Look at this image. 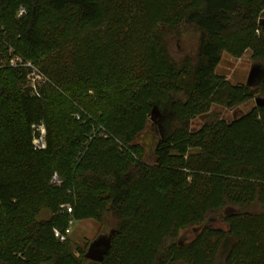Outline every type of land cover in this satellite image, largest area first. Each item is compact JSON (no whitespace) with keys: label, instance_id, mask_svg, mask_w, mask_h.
Returning <instances> with one entry per match:
<instances>
[{"label":"trees","instance_id":"obj_1","mask_svg":"<svg viewBox=\"0 0 264 264\" xmlns=\"http://www.w3.org/2000/svg\"><path fill=\"white\" fill-rule=\"evenodd\" d=\"M263 16L264 0H0V50L49 80L35 95L0 69V264H264V104L211 112L264 97L216 72L225 52L264 64ZM184 31L198 49L176 60ZM82 220L109 238L101 262L55 235Z\"/></svg>","mask_w":264,"mask_h":264},{"label":"rangeland","instance_id":"obj_2","mask_svg":"<svg viewBox=\"0 0 264 264\" xmlns=\"http://www.w3.org/2000/svg\"><path fill=\"white\" fill-rule=\"evenodd\" d=\"M264 18V16H263ZM170 52L174 59L180 60L184 55L195 54L198 49L199 33L193 31H184L180 34H170L168 37ZM257 62V59L253 57V51L247 50L241 57L236 58L228 53H223L221 61L217 65L216 72L218 75L224 77L233 84H246L249 72L252 66ZM255 99H252L236 108L229 109L222 105H213L211 112L216 113L221 118L226 120H232L240 117L243 113L249 110L255 105ZM82 107L81 105H77ZM78 107V108H79ZM85 116L93 122L92 130L96 127V116H91L87 111ZM204 118L197 117L190 123V129L197 130L203 123ZM139 143L144 145H150V134H144L138 139ZM59 176V175H58ZM216 218L210 221L211 225L222 226L219 215H215ZM212 220V219H211ZM198 232L196 228H189L180 232V237L184 240L192 239ZM100 225L94 220H82L75 221L71 224L70 232L68 236L77 245L86 248L90 242L94 241L98 236L104 234Z\"/></svg>","mask_w":264,"mask_h":264},{"label":"built area","instance_id":"obj_3","mask_svg":"<svg viewBox=\"0 0 264 264\" xmlns=\"http://www.w3.org/2000/svg\"><path fill=\"white\" fill-rule=\"evenodd\" d=\"M26 14V9L20 7L17 10V17L20 18ZM5 34V28L0 24V40H2ZM23 68L27 71V84L31 89V92L35 95L40 94V87L47 83L48 78L33 64L30 60H25L22 56L14 53L13 49L0 50V69L4 68ZM79 118L80 115H77ZM37 131V136L33 140V145L36 150H44L47 147L46 144V128L44 124H39L35 126ZM60 178L57 173L53 174L52 182L60 183ZM67 211L71 212L72 209L67 206ZM70 232V228L66 230L65 233L55 230V235L61 240H65L67 234Z\"/></svg>","mask_w":264,"mask_h":264},{"label":"water","instance_id":"obj_4","mask_svg":"<svg viewBox=\"0 0 264 264\" xmlns=\"http://www.w3.org/2000/svg\"><path fill=\"white\" fill-rule=\"evenodd\" d=\"M263 79L264 64L260 62H255L249 72L246 84L248 86L253 87L262 82ZM255 101L257 104H264V97H256ZM109 247V238H107L106 236H99L89 244L85 252V257L90 260L101 262L104 259V255L108 252Z\"/></svg>","mask_w":264,"mask_h":264}]
</instances>
